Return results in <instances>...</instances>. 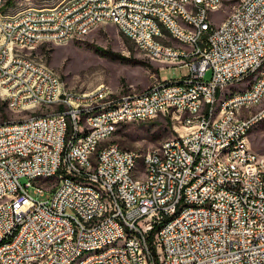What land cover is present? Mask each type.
<instances>
[{
	"label": "built area",
	"instance_id": "2783aa9c",
	"mask_svg": "<svg viewBox=\"0 0 264 264\" xmlns=\"http://www.w3.org/2000/svg\"><path fill=\"white\" fill-rule=\"evenodd\" d=\"M154 1L168 2L169 11L152 10ZM207 1L208 8L188 13L182 3L189 0H91L85 12L95 11L92 23L66 19V29L56 30H48L45 8L19 7L18 19L3 18L8 25L16 20L10 32H17L19 45L52 35H63L60 43L68 44L88 26L112 25L164 57H182L188 75L173 82L156 75L143 92L119 96L99 85L79 98V91L63 94L60 77L40 64L56 82L53 105L45 107L22 68L0 66L4 82L32 83L25 107L29 100L39 104L28 123L0 124V264H68L102 243H111V250L84 264H264V155L243 137L246 126L264 117V103L260 115L239 110V103L253 104L263 95L264 76L259 86H252L251 77L264 64V0H244L243 12L191 55L195 31L209 30L214 0ZM21 15H29V22L20 23ZM148 16L168 23L176 33L171 42L182 43V51L157 49L163 37ZM0 51L1 58L12 54L5 46ZM246 81L248 91L225 103L216 127L206 123L207 109L194 123L196 103L209 100L210 106L219 89ZM70 96H77V104H70ZM2 101L11 112L17 107V97ZM151 114L170 115L175 141L145 155L103 142L104 134L151 121ZM82 115H90L92 130L81 129ZM72 130H80V137L71 138ZM225 144H234L232 154L214 160L217 146ZM139 165H156L155 175L129 180ZM89 182L101 186L105 201L91 193ZM144 192H151V200H144ZM44 193L46 200H39ZM201 228H209V235H201Z\"/></svg>",
	"mask_w": 264,
	"mask_h": 264
},
{
	"label": "rangeland",
	"instance_id": "374dc122",
	"mask_svg": "<svg viewBox=\"0 0 264 264\" xmlns=\"http://www.w3.org/2000/svg\"><path fill=\"white\" fill-rule=\"evenodd\" d=\"M66 1L12 0V5L6 8L2 5L0 16H11L18 12L16 10L19 7L51 8ZM3 3H6V0H3ZM224 4L211 12L210 21L215 27L221 25L233 11V4ZM24 54L54 71L64 87L71 92L86 93L100 85L108 87L114 96L141 93L152 85L156 75L162 82L178 81L188 75V69L185 67L167 66L151 61L112 25L97 27L68 44L45 43L32 50L25 49ZM209 78L210 72L206 74L205 80ZM248 82L232 86L225 91L244 90L248 87ZM2 100L5 99L0 98V124L17 121L30 114L25 111L11 112ZM256 111L257 109L253 113ZM175 136L170 115L157 116L151 121L120 125L105 145H117L123 150H134L145 155L163 141L174 139ZM247 141L250 148L259 156L264 155V120L250 131ZM141 167L142 165H139V168ZM26 181L22 179L21 183L24 184ZM50 183L55 184L56 181L52 179ZM46 198L47 194L44 193V196L38 199L43 201Z\"/></svg>",
	"mask_w": 264,
	"mask_h": 264
},
{
	"label": "bare ground",
	"instance_id": "6f19581e",
	"mask_svg": "<svg viewBox=\"0 0 264 264\" xmlns=\"http://www.w3.org/2000/svg\"><path fill=\"white\" fill-rule=\"evenodd\" d=\"M228 0H214L211 12L218 10V8L227 3ZM233 11L229 14L227 19L218 27H215L209 23V30L195 31L193 36V44L191 46V55H199V48L203 47V40L211 37V32H217L218 28L222 27L226 22L233 21V15L243 12L244 10V0H232ZM3 3V0H0ZM80 3V4H79ZM77 4V5H75ZM91 5V0H67L66 2L59 4L55 7L45 8V23L48 25V30H56V25L58 29H66V19L70 21H77V23H92L95 19V11H86L85 7ZM2 5H0V8ZM200 8H208L207 0H189V3H182V10H188V13H198ZM59 9L66 12H62V16H55V13ZM152 10L159 11H169V3L163 1H154L152 3ZM5 19H18L19 11L11 16H0V48L3 46L10 48L12 54H8L1 58L0 51V66H7L9 64V70H17V68H22V72H26V76L35 84V89H37V97H41V101H45V107H52L53 105V95L51 92H56V82L52 75L47 73V70H40V64L35 62L33 59L29 58L24 54L25 49L32 50L36 46L53 43L62 45L63 35H52V38H46L44 42H39L36 40H29L26 45H19V43H14L17 39V32H10V27H16V20H9V25L7 22H3ZM29 15H21L20 23H28ZM148 23H152L154 28L157 29V35L159 38L157 40V49L166 51H182V43H174L171 40H176V33L169 28L168 23L162 20L161 17L148 16ZM97 28V26H88L84 30L77 32V37L86 35L91 30ZM130 41H132L135 47L144 53L147 57L157 62H160L167 66H182L183 58L174 57L172 60L169 57H164V54L158 53L156 50L150 49L147 46H142L138 43V38L134 36H124ZM19 55V56H17ZM26 57L30 62L23 63V58ZM44 67V66H43ZM160 68V67H159ZM264 76V64H258V68L254 71L253 77H251L252 86H259L262 83ZM32 83L30 82H19V81H5L4 78H0V93L1 97L5 100H9V97H17V107H12V111L22 112V107L26 113H30L28 116L18 119L17 121L7 122V123H28L32 120L33 112L39 111V104L37 100H29L28 107H25V99H27V92L32 90ZM46 85L48 88H46ZM239 85L233 84L232 86ZM60 87H62L63 94L72 95V92L67 90L60 81ZM103 87V86H101ZM107 92H111L107 87H103ZM227 88L219 89L212 99V105L209 106V100H202L201 103H196L194 107V123H201L204 109H207L206 123L209 127H216V121L218 114L224 113V105L226 102H232L233 98L241 97V93L248 91V87L244 90H237L233 92H226ZM5 90L6 93H3ZM225 92V93H224ZM220 93V95H218ZM224 93V94H222ZM88 92L79 93V98H87ZM264 103V88L263 95H256L253 100V104L239 103V110H245L246 114L260 115L262 113V107ZM70 104H77V96H70ZM10 110V106H6ZM257 111L253 113L254 110ZM23 111V112H24ZM158 114H151V120L157 117ZM264 117H259L254 119L251 125L246 126L243 129V137H246V143H248L247 138L250 131L261 121ZM81 129L92 130V123L90 122V115H82ZM113 134H104L103 142H106ZM80 130H72L71 138H79ZM166 141H175L174 139H168ZM234 151V144H225L224 146H217L214 151V160H221L225 155H231ZM156 173V165H142L141 168H133V171H129V180H137V176L141 178H150ZM89 189L91 193L98 194V201H105V193H101V186H96V182H89ZM144 200H151V192H144ZM201 235H209V228H201ZM111 250V243H102L99 248L86 249L85 252H79L72 262L68 264H84L85 262L92 260L94 258H99L100 255L107 254ZM117 250H124V243H117ZM35 264H43V259H35Z\"/></svg>",
	"mask_w": 264,
	"mask_h": 264
},
{
	"label": "trees",
	"instance_id": "16d2710c",
	"mask_svg": "<svg viewBox=\"0 0 264 264\" xmlns=\"http://www.w3.org/2000/svg\"><path fill=\"white\" fill-rule=\"evenodd\" d=\"M12 4H13L12 0H6L5 7L4 8H6V6H9V5H12ZM126 40H129V39L126 38Z\"/></svg>",
	"mask_w": 264,
	"mask_h": 264
},
{
	"label": "crops",
	"instance_id": "0c3cea01",
	"mask_svg": "<svg viewBox=\"0 0 264 264\" xmlns=\"http://www.w3.org/2000/svg\"><path fill=\"white\" fill-rule=\"evenodd\" d=\"M142 53V52H141ZM145 55V54H144ZM146 56V55H145ZM147 57V56H146ZM147 58H149V57H147ZM150 59V58H149ZM151 61H155V60H152V59H150ZM108 88V87H107ZM109 89V88H108Z\"/></svg>",
	"mask_w": 264,
	"mask_h": 264
}]
</instances>
